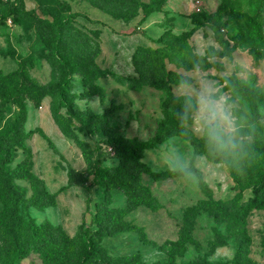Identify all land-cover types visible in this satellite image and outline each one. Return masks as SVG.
Here are the masks:
<instances>
[{"label":"rangeland","instance_id":"obj_1","mask_svg":"<svg viewBox=\"0 0 264 264\" xmlns=\"http://www.w3.org/2000/svg\"><path fill=\"white\" fill-rule=\"evenodd\" d=\"M90 1L0 0V71L9 73L22 68L32 81L42 86L52 84L56 79L55 69L31 19L22 16L15 21L13 15L22 12H30L39 18L51 20L56 15H67L64 5L69 6L70 13H76L77 16L71 29L65 33L66 41L76 51L93 52L94 61L99 67L124 77L134 75L130 58L135 47H161L163 44H158L157 38L168 30L183 37L187 45L186 54L200 58L197 66L190 71L177 67L169 57L165 60L167 69L190 80L173 85L172 92L176 96H189L195 102L193 120L188 125L192 135L200 138L209 134L210 126H213L225 134H230L237 145L253 142L252 138H238L235 135L238 122L234 117V110L240 106L227 89L226 78L232 76L246 80L253 76L257 89L264 95V60L256 61L249 54L253 42L251 29L244 21L228 19L227 8L221 13L222 22L226 23L222 27L221 35L232 51L228 56L224 55L214 35V28L207 18L208 14L216 11L221 0H202L204 13L201 15L192 13L191 0H167L162 9L149 14L144 23L140 21L144 15L141 10L128 23H124L92 7ZM136 1L140 4L152 2ZM230 4L234 10L246 13L261 22L264 30V0H230ZM96 31L97 34L94 33ZM97 84L104 88L103 99L92 95L85 99L77 98L75 101L80 110L88 109L92 113L91 129L104 124V130L95 133L96 139L99 142L111 136L138 141L149 139L156 122L163 117L164 93L147 87H132L125 81L110 77L99 79ZM69 89L77 96L85 90L79 76H73ZM209 101L218 104L227 119L218 115L212 120ZM57 104L50 97L43 99L39 106L26 100L25 130L29 134L26 147L31 155V171L43 180L50 193L65 186L68 166L75 170L85 169V163L73 140L64 136L54 121L53 114ZM110 106L112 112L107 115L105 112ZM16 116V108L6 106L4 112L0 113V130L12 124ZM260 123L264 125V116ZM72 130L76 137L93 145L92 139L78 123H73ZM24 156L18 151L10 168L15 167ZM104 158L103 165L116 166L117 161L114 158L107 155ZM141 160L154 173L175 172V176L154 180L143 175L142 183L149 188L161 208L151 212L145 207H139L125 215L123 220L142 227L147 239L155 242L157 246L166 240H175L181 229L189 230L197 244L187 245L183 251H179L176 255L177 264H229L237 241L233 228L228 223L216 224L213 213L204 206L199 207L197 203L202 200H231L238 197V208H241L252 197V189L237 188L229 176L224 159L213 161L207 152L195 154L190 142L182 137L170 138L145 151ZM177 160L186 165L184 170L173 171ZM238 165L244 171L241 161ZM18 184L28 188L24 182L20 181ZM111 194V207L120 210L125 202L123 195L116 190H112ZM102 196V189L87 191L80 186L65 188L56 195L53 207L42 210L22 208L21 216L37 223L47 220L62 228L69 237H73L81 222L85 226L90 225L93 205L91 203L87 209V199L99 200ZM1 208L0 204V210ZM214 227L224 236V247H212ZM246 228L250 236L248 257L254 264H264V212L258 210L248 213ZM101 245L110 255L138 254L140 260L148 264L166 259V255L157 246L145 245L131 233L104 238ZM2 256L0 240V264ZM19 264L42 262L36 254L30 253Z\"/></svg>","mask_w":264,"mask_h":264},{"label":"trees","instance_id":"obj_2","mask_svg":"<svg viewBox=\"0 0 264 264\" xmlns=\"http://www.w3.org/2000/svg\"><path fill=\"white\" fill-rule=\"evenodd\" d=\"M166 2L167 0H152L150 4H140L136 0H91L90 4L124 23H128L137 15L138 10H141L144 15L140 21L144 23L149 14L159 12ZM64 7L68 14L53 16L51 20L39 18L30 12L13 15L15 21L22 16L31 19L55 69L56 79L52 84L42 86L32 81L22 68L9 73L0 71V113L4 112L8 105L17 110L12 124L0 130V240L3 253L1 264H19L30 253L36 254L42 264H148L141 261L138 254L110 255L101 242L107 237L131 233L136 235L141 243L157 246L155 242L147 239L142 227L125 222L123 217L139 207H145L151 212L161 208V204L142 183L141 178L147 175L154 180H164L175 176V172L154 173L141 159L145 151L173 137L188 140L195 154L207 152L213 161L224 159L235 186L239 189H252V197L241 208H238V197L231 200H202L197 205L204 206L213 213L216 224L228 223L233 228L237 241L229 264H254L248 257L250 236L246 228V217L252 211L264 212V125L260 123L264 116V95L257 89L254 77L250 76L246 80L232 76L226 78L227 89L240 106L234 110V117L238 122L235 135L238 138H252L253 142L243 146L237 145L230 134L221 130L218 132L222 145L210 143L209 134L196 138L188 129L196 110L195 102L189 96H176L172 92L173 85L190 80L165 66L168 57L184 71H190L197 66L200 58L186 54L187 45L182 36L166 30L157 38L158 44H163L161 47H135L130 58L134 75L124 77L99 67L94 61L93 52L76 51L72 48L65 39V33L71 29L77 14L70 13L69 6ZM225 8L229 10L228 19L247 23L253 37L249 54L256 61L264 60L262 23L246 13L234 10L230 0H221L216 11L207 15L224 55L228 56L232 51L221 35L222 27L226 24L222 22L221 16ZM203 13L204 11L193 14ZM94 33L97 34V31ZM73 76H79L85 87L78 96L69 89ZM105 77L125 81L132 87H147L164 93L163 117L156 122L155 130L149 139L138 141L121 136L107 137L102 142L96 139L95 133L103 131L104 124L91 129L92 113L88 109L80 110L75 101L77 98L85 99L92 95L103 99L104 88L97 84V81ZM46 97L57 101L54 121L63 135L73 140L85 163L84 170H75L68 166L66 184L55 193H50L43 180L31 171V155L26 147L29 136L25 130L26 100L39 106ZM111 112L112 106L105 114ZM73 123H78L85 129L93 145L74 135ZM50 146L54 151L53 146ZM18 151L25 156L15 167L10 168ZM106 155L117 161L116 166L103 165ZM240 161L244 164V171L239 168ZM20 181L27 184L28 188L20 186ZM74 186L85 187L87 191L102 189L103 196L99 200L87 199V209L91 203L93 205L90 225L85 226L81 222L73 237H69L62 228L47 220L37 223L33 219L22 218V208L42 210L53 207L56 195L63 189ZM112 190L120 192L125 199L120 210L111 207ZM212 231V247H224L226 240L219 229L214 227ZM196 244L197 241L190 231L181 229L175 240H166L157 246L166 255V259L149 264H177V253L183 251L187 245Z\"/></svg>","mask_w":264,"mask_h":264},{"label":"clouds","instance_id":"obj_3","mask_svg":"<svg viewBox=\"0 0 264 264\" xmlns=\"http://www.w3.org/2000/svg\"><path fill=\"white\" fill-rule=\"evenodd\" d=\"M209 104L211 105L210 110H211L212 120H215L218 115H220L224 119H227V117L223 115V110L218 104H215L214 102H211V101H209ZM209 142L222 145L221 137L216 127L210 126L209 128ZM185 168H186V165H184L181 161L177 160L175 161L173 171H176V170L182 171Z\"/></svg>","mask_w":264,"mask_h":264},{"label":"built area","instance_id":"obj_4","mask_svg":"<svg viewBox=\"0 0 264 264\" xmlns=\"http://www.w3.org/2000/svg\"><path fill=\"white\" fill-rule=\"evenodd\" d=\"M190 9L192 13H196V14L204 11L202 0H191Z\"/></svg>","mask_w":264,"mask_h":264}]
</instances>
